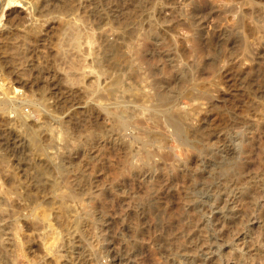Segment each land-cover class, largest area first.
<instances>
[{
    "label": "rangeland",
    "instance_id": "374dc122",
    "mask_svg": "<svg viewBox=\"0 0 264 264\" xmlns=\"http://www.w3.org/2000/svg\"><path fill=\"white\" fill-rule=\"evenodd\" d=\"M87 1L0 4V98L37 129L0 108V264H264V0H93L111 45L62 82Z\"/></svg>",
    "mask_w": 264,
    "mask_h": 264
},
{
    "label": "bare ground",
    "instance_id": "6f19581e",
    "mask_svg": "<svg viewBox=\"0 0 264 264\" xmlns=\"http://www.w3.org/2000/svg\"><path fill=\"white\" fill-rule=\"evenodd\" d=\"M56 1V0H55ZM85 1H87V0H85ZM95 1V0H94ZM94 1L93 0H88L87 2H85V3H83V2H81V3H83V4H81L80 5V8L82 7V10L80 11V9H79V11H77V10H75L72 14V18H73V20H75V22L78 24H76L75 22L73 23H71V27L69 28V29H67V28H64V30H66V36H65V39H64V42H63V44H62V46L63 47H65V46H67L68 44L70 45L71 44V48L72 49H74L73 51H74V54H75V56H73L74 54H72V56L74 57L73 59L74 60H72V58H70V62H68L69 60H68V58H67V56H66V58H67V60L68 61H66V58H65V60H60V61H62V62H60V63H62L63 65L66 63V66H69L68 68V70L66 69L67 67L65 66V69H64V67H63V69H64V73L63 74H61V76L60 75H58L59 76V78H60V80H62V82L63 81H72V83L74 82V83H78V84H80L81 82H90L91 84L95 81L94 79H95V77H97V72H96V67H95V57H96V55L98 56L99 54H96V51H95V49H94V47H96V46H99V45H97L98 43L97 42H100V45L102 46V48L103 47H107V46H109V44L111 43V42H109L108 41V38H105V37H102V35H100V34H97V33H91L92 31L90 30H86V31H84V29H83V25H84V23H89V21H90V23H97V21H99L98 20V15L99 16H102V14L104 13H102V11H100V9L94 4ZM2 2L4 3H7L8 5H10V6H18L17 4H15V3H20L21 2V0H0V4H2ZM27 3V2H26ZM36 3V2H35ZM38 3H39V0H38ZM58 3V2H57ZM3 5V4H2ZM49 5V4H48ZM46 6V5H45ZM3 7V6H2ZM73 7V6H72ZM1 9H3V8H1ZM73 9V8H72ZM76 9V8H75ZM48 10V9H47ZM1 11V10H0ZM63 11V10H62ZM107 11V10H106ZM56 12H58V11H56ZM18 13V12H17ZM27 13V12H26ZM34 13V12H33ZM71 13V12H70ZM107 13V12H106ZM109 13V12H108ZM51 14H52V12H51ZM105 14V13H104ZM30 15V14H29ZM42 15V14H41ZM39 16V15H38ZM61 17V16H60ZM103 17V16H102ZM101 17V18H102ZM52 18V17H51ZM54 18V17H53ZM56 18V17H55ZM69 18V17H68ZM101 18H99V19H101ZM2 19H3V17H1L0 16V21H2ZM27 19V18H26ZM60 20V19H59ZM72 20V21H73ZM101 20H104V19H101ZM62 21V20H61ZM70 21V20H69ZM107 21V20H106ZM8 23V22H7ZM12 23V22H11ZM37 23V22H36ZM67 24H69V23H67ZM99 24V23H98ZM1 25V24H0ZM90 25V24H89ZM106 25V24H105ZM15 26V25H14ZM40 26V25H39ZM88 26V25H87ZM111 26V25H110ZM261 26V25H260ZM43 27V26H42ZM89 27V26H88ZM41 28V27H40ZM90 28H92V26L90 27ZM89 28V29H90ZM112 28V27H111ZM31 29V28H30ZM29 29V30H30ZM253 29H255V28H253ZM2 30V29H1ZM87 31H88V33H87ZM95 31V30H94ZM111 31V30H110ZM31 32V31H30ZM44 32H46V31H44ZM60 32V31H59ZM107 32V31H106ZM38 33V32H37ZM9 34V33H8ZM29 34V33H28ZM60 34V33H59ZM110 34V33H109ZM65 35V34H64ZM22 36V35H21ZM27 36V35H26ZM53 37V36H52ZM102 37V38H101ZM60 38V37H59ZM100 40V41H99ZM60 41V40H59ZM62 41V40H61ZM69 41H72L71 43L69 42ZM29 42V41H28ZM58 42V41H57ZM67 42H69L68 44H67ZM84 43H86V51H84ZM57 45V44H56ZM55 45V46H56ZM111 45V44H110ZM23 46V45H22ZM61 46V47H62ZM27 47V46H26ZM34 47V46H33ZM69 47V46H68ZM67 47V48H68ZM100 47V46H99ZM199 47V46H198ZM15 48V47H14ZM19 48V47H18ZM66 47H65V49H66V51L68 50V52H69V48L67 49ZM88 49V50H87ZM141 49V48H140ZM105 50V49H104ZM109 50V49H108ZM57 51V50H56ZM99 51V50H98ZM106 51V50H105ZM65 52V51H64ZM68 52H66V53H68ZM100 52V51H99ZM112 52V51H111ZM63 53V52H62ZM73 53V52H72ZM101 53V52H100ZM138 54V53H137ZM140 54V53H139ZM138 54V55H139ZM107 55V54H106ZM141 56H142V54H140ZM140 55H139V57H140ZM71 56V55H70ZM68 57H69V55H68ZM91 57V58H90ZM99 57V56H98ZM97 58V57H96ZM51 59V58H50ZM62 59V58H61ZM64 59V58H63ZM103 59V58H102ZM72 60V61H71ZM95 61V62H94ZM121 61V60H120ZM106 62V61H105ZM54 65V64H53ZM59 67V66H58ZM61 67V66H60ZM59 67V68H60ZM44 68V67H43ZM62 68V67H61ZM73 69L75 70V71H73ZM107 69V68H106ZM61 70V69H60ZM58 71V70H57ZM102 71V70H101ZM55 74H57V73H55ZM110 75V74H109ZM37 76H38V74H37ZM43 76V75H42ZM41 76V77H42ZM57 76V77H58ZM111 81H110V83L112 84V83H114L115 82V84H116V82H119V80H121L122 78H121V73L120 72H118L117 74H115V72L114 73H112L111 72ZM39 77H40V73H39ZM94 77V78H93ZM99 77V76H98ZM107 78V77H106ZM121 78V79H120ZM56 79V78H55ZM102 79V78H101ZM98 80V79H97ZM106 80H108V79H106ZM2 81V80H1ZM98 82V81H97ZM1 83V82H0ZM90 83H88V84H90ZM124 83V82H123ZM127 83V82H126ZM85 84V83H84ZM87 84V85H88ZM90 84V85H91ZM95 84V83H94ZM122 84V83H121ZM74 85V84H73ZM93 85V84H92ZM99 85V84H98ZM103 85V84H102ZM81 86V85H80ZM122 86V85H121ZM65 87H66V90H68V91H78L76 88L74 89L73 87H72V85H67V84H65ZM82 87V86H81ZM88 87V86H87ZM95 87V86H94ZM115 87V86H114ZM16 88H18V87H15V89ZM48 88V87H47ZM112 88V87H111ZM90 89V88H89ZM116 89V88H115ZM1 90L5 93V95L3 96V97H1L0 98V108H12V111H15V113H14V121L12 122V123H14V124H19L20 123V125L21 124H24V125H26V126H29V128H31L32 130H31V133H32V137H33V141H34V139H35V143H36V133H37V129H36V127H34V126H32L31 124H29L28 123V121H27V119L23 116V114H22V112L20 111V105L21 104H19V105H15V103L16 102H19V101H23L22 99H20V100H18V101H16L17 99H13V98H11L10 96H14V95H9L8 96V90H6V86L4 87L3 86V84H1ZM107 90H108V88H107ZM106 90V91H107ZM80 91V90H79ZM96 91V90H95ZM109 91V90H108ZM117 91V90H116ZM123 91V90H122ZM94 92V91H93ZM99 92V91H98ZM111 92H114V90H112V91H109V92H107L108 94L109 93H111ZM103 93V92H102ZM105 94V93H104ZM113 93H111V95H112ZM103 95V94H102ZM52 96V95H51ZM110 96V95H109ZM29 97V96H28ZM111 98L113 97V96H110ZM116 97V96H115ZM44 98V97H43ZM102 98H103V96H102ZM121 98V97H120ZM103 100H105V98H103ZM107 100V99H106ZM164 100V99H163ZM20 103V102H19ZM35 105H38V104H35ZM83 105V104H82ZM39 106V105H38ZM44 106V105H43ZM37 107V106H36ZM11 108H10V110H11ZM106 108V111H108V113L109 112H114V113H117L118 114V110H119V108L117 109V110H110V108L109 107H105ZM113 109H114V107H113ZM116 109V108H115ZM123 109V108H122ZM22 110V109H21ZM127 110V112H128V109H126ZM35 111V110H34ZM123 112V111H122ZM184 112V111H183ZM176 113H178V112H176ZM120 114V113H119ZM122 114V113H121ZM127 114V113H126ZM188 114V113H187ZM109 115V114H108ZM123 115V114H122ZM128 115V114H127ZM167 115V114H166ZM179 115H180V113H179ZM188 116V115H187ZM113 117H114V115H113ZM183 117V116H182ZM29 118V117H28ZM115 118V117H114ZM119 118V117H118ZM117 118V119H118ZM180 118V117H179ZM168 119V118H167ZM181 119V118H180ZM116 120V119H115ZM129 120V119H128ZM18 121H20V122H18ZM138 121V122H137ZM136 121V119H135V122H133V121H131V122H133V126H135V127H137L138 126V123L140 122V119H138ZM118 122V121H117ZM116 122V123H117ZM113 123V122H112ZM118 124V123H117ZM120 124V123H119ZM118 124V125H119ZM41 125V124H40ZM51 125L52 124H50V122L48 123V122H46V124L44 123V125L43 126H45V135H47V138H50L51 137V139H52V136H55L54 135V133H53V131H52V127H51ZM117 125V126H118ZM122 127L123 126H129L130 125V123L129 122H127V121H121V124H120ZM140 125V124H139ZM168 125L169 126H171L172 128H171V132L173 133V134H177L178 136H180L183 140H186L185 139V137H184V126L182 125V123L180 122V121H178V120H175L174 118H170V120L168 119ZM113 126V125H112ZM115 126V125H114ZM118 127H120V126H118ZM145 127V126H144ZM112 128V127H111ZM121 128V127H120ZM152 128V127H151ZM160 128V127H159ZM150 129V128H149ZM112 130V131H111ZM110 131L111 132H109V134H108V136H107V138H109V139H111L112 141L114 140V139H116V138H120V137H122V136H118L117 135V133H118V130L115 132V130H113V129H111ZM159 130V129H158ZM107 132H108V130H107ZM146 133H147V131H145ZM194 132V131H193ZM119 133H120V131H119ZM107 134H105V135H107ZM142 134V133H141ZM104 135V136H105ZM158 135H159V132H158ZM161 135H162V133H161ZM161 135H159V136H161ZM103 136V137H104ZM115 136H117L116 138H115ZM170 136V135H169ZM32 137L30 138V139H32ZM165 137V136H164ZM17 138V137H16ZM15 138V139H16ZM64 138V137H63ZM123 138V137H122ZM29 139V140H30ZM124 139V138H123ZM121 140L122 142H121V147H123V146H125L124 148H130V143L129 142H125L124 140ZM159 139V138H158ZM161 139V138H160ZM17 140V139H16ZM41 140V139H40ZM39 140V141H40ZM50 140V139H49ZM107 140V139H106ZM1 141V140H0ZM62 141V140H61ZM65 141V140H64ZM85 141V140H84ZM16 142V141H15ZM32 142V141H31ZM107 143H108V141H106ZM159 142H160V140H159ZM38 143V142H37ZM111 143V142H110ZM109 143V144H110ZM182 143V142H181ZM15 144V143H14ZM34 145V144H33ZM107 145V144H106ZM59 146V145H58ZM109 146V145H108ZM107 146V147H108ZM113 146V145H112ZM120 146V145H119ZM132 146V145H131ZM193 147V146H192ZM188 148V147H187ZM42 149V148H41ZM99 149V148H98ZM112 151V150H111ZM192 152V151H191ZM106 153V152H105ZM11 154V153H10ZM40 154H43V152L42 153H40ZM44 154H45V152H44ZM43 154V155H44ZM47 154V156H49L50 154L49 153H46ZM45 154V155H46ZM164 155V154H163ZM146 161H147V164H148V166H149V168H154V167H162L163 166V162H159V161H157V159H153L152 157H151V155L149 154L148 155V157L146 156ZM161 158H163V159H166L165 158V156H162L161 155ZM151 159V160H150ZM153 159V160H152ZM59 165V168L60 167H62L63 165H62V163H60V164H58ZM43 166V165H42ZM60 170H62V168L60 169ZM59 170V171H60ZM83 170V169H82ZM63 171H64V168H63ZM81 171V170H80ZM141 173V172H140ZM62 176V175H61ZM62 179V178H61ZM59 180V179H58ZM70 180V179H69ZM43 181V180H42ZM60 181V180H59ZM59 181H57V183L59 184ZM46 182V181H45ZM46 184V183H45ZM68 188V187H67ZM259 188V187H258ZM63 189V188H62ZM29 190V189H28ZM76 190V189H75ZM57 191V190H56ZM76 193V192H75ZM76 195V194H75ZM72 196H74V195H72ZM11 198V197H10ZM65 200V199H64ZM68 200V199H67ZM62 201V200H61ZM71 201V200H70ZM62 202H64V201H62ZM66 203H68V201H66ZM72 203V202H71ZM74 203V202H73ZM76 204V203H75ZM18 208V207H17ZM44 216V215H43ZM44 218V217H43ZM231 223V222H230ZM132 232V231H131ZM137 241V240H136ZM183 246V245H182ZM190 250V249H189ZM186 252V251H185ZM190 257V256H189ZM248 263V262H247Z\"/></svg>",
    "mask_w": 264,
    "mask_h": 264
}]
</instances>
